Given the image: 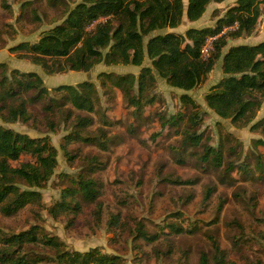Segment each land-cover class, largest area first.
<instances>
[{
    "label": "rangeland",
    "instance_id": "obj_1",
    "mask_svg": "<svg viewBox=\"0 0 264 264\" xmlns=\"http://www.w3.org/2000/svg\"><path fill=\"white\" fill-rule=\"evenodd\" d=\"M80 1L0 0V63L6 64L5 68L0 66V81L5 77L0 90L14 83L13 69L19 70L14 76L20 79L26 78V73L37 72L50 90V96L36 100L31 99L37 95L35 90L20 93V98L27 100L30 119L7 122L1 116L7 110L2 108L0 126L31 137L49 136L57 148L58 161L51 178L38 188L40 203H28L11 215L0 211V237L35 227L38 240L20 249L27 257H51L39 264H56L53 259L56 248L42 240L49 236L63 242L64 250L98 248L103 253L120 255L125 264H199L202 252H207L210 264H215V241L230 264H264V144L258 142L264 141V101L248 124L223 118L209 108L205 95L224 76L222 56L207 77L187 91L200 107L198 124L192 125L188 120L191 106L180 100L185 91L171 86L155 69L156 84L148 93L154 100L140 109L129 104L121 90L105 76V73L138 75L143 66H151L148 58L142 66L101 62L89 71L49 74L32 63L25 52L12 50L21 42L37 41L44 32L63 23ZM184 3L187 6L188 0ZM235 3L236 0L212 1L198 20L190 21L184 15L179 26L158 29L149 36L166 32L184 34L191 27H214ZM262 9L251 34L232 37L229 32L234 27H225L218 34L226 33L228 37L223 55L233 45L264 41V4ZM105 19L101 17L98 21ZM216 37L207 39L204 57L213 51ZM85 80L96 86L95 110H78L68 101L60 105L63 100L55 88ZM17 89L14 84L13 90ZM51 97L58 104L48 111L46 106ZM79 115L90 117L92 122L80 129L81 137L69 138L79 129ZM193 132L201 136L199 142L184 140ZM87 136L97 139L98 144L82 139ZM208 145L221 148L220 164L213 159L216 151L209 160L203 159ZM34 160L23 153L12 165ZM230 163L233 167L227 170ZM79 174L98 180L97 201L67 194V187L74 185L72 179ZM209 189L211 195L205 199ZM65 193L64 198L71 205L78 203L80 210L54 215L50 208ZM97 202L101 204L99 218ZM113 218L117 222L111 223ZM139 223L157 238L148 241L136 236ZM171 223L184 231H172Z\"/></svg>",
    "mask_w": 264,
    "mask_h": 264
},
{
    "label": "trees",
    "instance_id": "obj_2",
    "mask_svg": "<svg viewBox=\"0 0 264 264\" xmlns=\"http://www.w3.org/2000/svg\"><path fill=\"white\" fill-rule=\"evenodd\" d=\"M212 1L222 0H188L187 6L184 0H81L68 12L63 23L44 32L37 41L21 42L12 47V50L25 52L32 63L40 65L49 74L67 70L89 71L101 62L108 65L142 66L148 58L151 66H143L138 75L105 73V76L121 90L129 104L140 109L154 100L148 93L156 84L155 69L171 86L185 91L180 100L191 106L188 120L192 125L198 124L200 107L187 91L199 85L223 56L224 76L206 93L207 105L223 118L248 124L256 117L264 101V41L233 45L223 55L222 48L227 45L228 37L226 33L218 34L225 27H234L229 32L232 37L251 34L262 14L264 0H236L214 27H191L184 34L166 32L149 36L155 30L179 26L184 15L190 21L198 20ZM101 17L106 19L98 21ZM95 21L97 22L91 27ZM212 36H217L213 40L214 49L204 57L202 49ZM0 66L5 68L6 64L0 63ZM14 74H19V70H12L14 83L0 90V110H7L1 116L7 122L28 121L30 113L27 100L21 99L20 93L35 90L37 95L31 99L36 100L50 96V90L44 85L42 76L35 71L26 73V78L21 79ZM4 80L5 77L1 79V85ZM14 84L17 90H13ZM55 90L63 100L60 105L68 101L78 110H95L97 89L92 81H81L77 85L62 84ZM50 100L52 101L46 106V110L53 111L58 101L54 102L52 97ZM77 118L79 129L73 131L69 138L79 137L80 129L92 122L90 117L79 115ZM258 124L259 122L254 123L253 127ZM200 138L199 134L193 132L188 133L184 140L197 143ZM82 139L98 144L97 139L92 136ZM258 142L264 144L263 140ZM23 153L30 154L35 160L12 165ZM212 153H215L213 159L220 164V147L206 146L203 159L209 160ZM57 163V148L49 136L31 137L0 126V211L11 215L28 203H40L41 193L38 188L43 187L51 178ZM232 167L230 163L227 170ZM72 182L74 185L67 187V194L79 195L89 202L97 201L100 183L96 178L79 174ZM64 195L66 193L61 201L50 208L54 215L70 209L80 210L78 203L71 205ZM210 195L209 189L204 198L208 199ZM100 213L101 204L97 202V218ZM115 222L117 219L113 218L111 223ZM169 227L177 233L184 231L183 227L176 224L171 223ZM136 236L148 241L157 238L142 223L137 227ZM0 240V264H39L50 257H27L25 252L22 253L20 248L24 244L38 240L35 227L2 236ZM42 240L56 248L53 258L56 264H125L120 255L103 253L98 248L69 251L62 248L64 243L55 236ZM213 246L215 264H230L225 258V251L216 241ZM199 264H210L207 252L201 253Z\"/></svg>",
    "mask_w": 264,
    "mask_h": 264
},
{
    "label": "built area",
    "instance_id": "obj_3",
    "mask_svg": "<svg viewBox=\"0 0 264 264\" xmlns=\"http://www.w3.org/2000/svg\"><path fill=\"white\" fill-rule=\"evenodd\" d=\"M206 44V43H205ZM205 46V45H204ZM204 48V47H203ZM202 53H203V49H202ZM204 56V55H203Z\"/></svg>",
    "mask_w": 264,
    "mask_h": 264
}]
</instances>
